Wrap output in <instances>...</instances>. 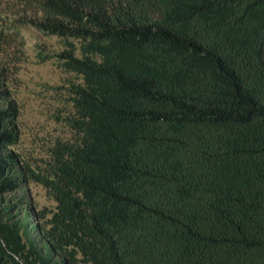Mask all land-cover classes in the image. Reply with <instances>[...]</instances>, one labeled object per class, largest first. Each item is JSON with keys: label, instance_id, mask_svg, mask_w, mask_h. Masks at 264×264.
Instances as JSON below:
<instances>
[{"label": "trees", "instance_id": "trees-1", "mask_svg": "<svg viewBox=\"0 0 264 264\" xmlns=\"http://www.w3.org/2000/svg\"><path fill=\"white\" fill-rule=\"evenodd\" d=\"M22 25L81 77L38 166ZM0 264H264V0H0Z\"/></svg>", "mask_w": 264, "mask_h": 264}, {"label": "rangeland", "instance_id": "rangeland-1", "mask_svg": "<svg viewBox=\"0 0 264 264\" xmlns=\"http://www.w3.org/2000/svg\"><path fill=\"white\" fill-rule=\"evenodd\" d=\"M19 31L22 53L11 80L20 107L21 134L15 148L38 166L49 159V150L57 139L72 136L67 119L72 111L68 87L81 77L66 70L56 56L64 47V39L28 25L20 26ZM27 187L37 209L49 217L56 201L48 190L34 181Z\"/></svg>", "mask_w": 264, "mask_h": 264}]
</instances>
